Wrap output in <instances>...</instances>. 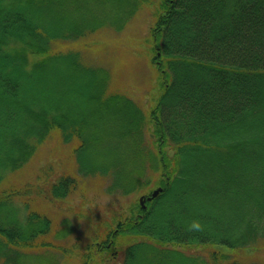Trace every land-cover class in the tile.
Listing matches in <instances>:
<instances>
[{"label": "trees", "instance_id": "trees-1", "mask_svg": "<svg viewBox=\"0 0 264 264\" xmlns=\"http://www.w3.org/2000/svg\"><path fill=\"white\" fill-rule=\"evenodd\" d=\"M152 1L0 0V264H264V0ZM143 5L155 10L141 42L147 114L82 55ZM55 68L94 73L82 122L63 102L37 103L35 82ZM55 130L82 139L79 172L70 158L36 191L5 182ZM87 177L122 199L163 190L146 208L66 211ZM70 211L87 226L81 253L68 247Z\"/></svg>", "mask_w": 264, "mask_h": 264}, {"label": "rangeland", "instance_id": "rangeland-1", "mask_svg": "<svg viewBox=\"0 0 264 264\" xmlns=\"http://www.w3.org/2000/svg\"><path fill=\"white\" fill-rule=\"evenodd\" d=\"M149 2L152 3L153 1L149 0ZM150 7L149 5L141 6L137 10L134 19L128 22L121 32L115 33L106 29L93 37L85 39L88 53L86 54V51L82 53L86 64L96 67L95 70H101L99 72L109 74L110 85H114L116 92L121 93L122 90L137 100L145 114L152 109L155 103V91H153V88L148 87V82L152 78L151 69L149 64L147 65V60L141 54L146 49L144 43L141 42L149 35L155 17V10ZM65 63L67 66L70 64L68 61H65ZM69 73L66 70L57 72L56 68L53 69L52 73H49L41 84L35 82V97H37V103L42 106L63 102L64 106L70 108L76 115L78 122H82L87 117V102L90 93L88 82L95 75L89 72H86V74ZM36 81H39V79H36ZM152 81L153 86L155 81ZM81 141V138L68 141L61 135V132L55 130L45 139L44 143L37 147L34 151V157L24 169L19 171L18 176L9 174L10 179L5 182H10V185L15 183L21 190L25 189L27 185L31 188L33 186L36 191L37 186H46L45 183L48 178L55 181L58 177L64 175L70 158H73L74 170L79 172L80 162L78 156L87 159L90 155V153H83V151L77 150ZM96 155H99V152H96ZM82 181H79L80 184L77 191L63 203L66 211L70 207L76 209L83 207L90 211L93 217L99 218V216L110 215L118 209V212H120L123 210L122 207L125 205L130 206L135 203V200L140 198V195L124 199L114 195L111 196L112 194L105 192L109 181L99 185L92 178L87 177L83 186L81 185ZM2 187H7L6 183ZM30 195L35 197V194ZM43 199L48 202L45 198ZM22 203L20 197H16L13 201L14 207L19 208L21 221L24 220L23 217L26 215V209ZM65 216L69 217L73 228L68 247H75V250L81 253L84 249L83 246L88 242L86 237L87 226L84 220L78 219L71 211L67 212ZM119 260L120 257L116 258L115 261L110 259L107 264H118ZM62 261L61 264H65ZM252 263L255 262L252 261ZM72 264H78V262H73Z\"/></svg>", "mask_w": 264, "mask_h": 264}, {"label": "water", "instance_id": "water-1", "mask_svg": "<svg viewBox=\"0 0 264 264\" xmlns=\"http://www.w3.org/2000/svg\"><path fill=\"white\" fill-rule=\"evenodd\" d=\"M162 190H163V189H162L161 187H158V188H156V190L152 193L151 196L146 197V198H145V196H141V197L139 198V201L141 202L142 207H143V208H146V200L149 201V200H151V199L157 197V195H158Z\"/></svg>", "mask_w": 264, "mask_h": 264}, {"label": "clouds", "instance_id": "clouds-1", "mask_svg": "<svg viewBox=\"0 0 264 264\" xmlns=\"http://www.w3.org/2000/svg\"><path fill=\"white\" fill-rule=\"evenodd\" d=\"M198 226V225H197Z\"/></svg>", "mask_w": 264, "mask_h": 264}]
</instances>
